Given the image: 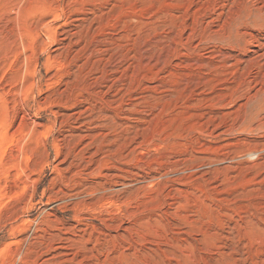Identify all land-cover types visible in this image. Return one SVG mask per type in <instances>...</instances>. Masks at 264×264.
I'll use <instances>...</instances> for the list:
<instances>
[{
    "label": "rangeland",
    "instance_id": "1",
    "mask_svg": "<svg viewBox=\"0 0 264 264\" xmlns=\"http://www.w3.org/2000/svg\"><path fill=\"white\" fill-rule=\"evenodd\" d=\"M0 264H264V0H0Z\"/></svg>",
    "mask_w": 264,
    "mask_h": 264
}]
</instances>
